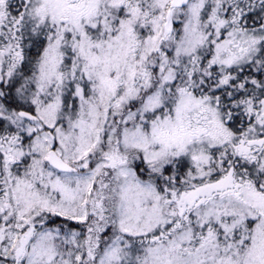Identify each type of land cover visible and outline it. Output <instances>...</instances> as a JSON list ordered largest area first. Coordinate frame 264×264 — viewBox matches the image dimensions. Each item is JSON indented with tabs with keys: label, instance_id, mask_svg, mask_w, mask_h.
I'll use <instances>...</instances> for the list:
<instances>
[{
	"label": "snow or ice",
	"instance_id": "1",
	"mask_svg": "<svg viewBox=\"0 0 264 264\" xmlns=\"http://www.w3.org/2000/svg\"><path fill=\"white\" fill-rule=\"evenodd\" d=\"M0 264H264V0H0Z\"/></svg>",
	"mask_w": 264,
	"mask_h": 264
}]
</instances>
